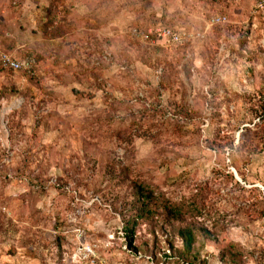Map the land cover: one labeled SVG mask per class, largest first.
I'll return each instance as SVG.
<instances>
[{
	"label": "rangeland",
	"instance_id": "1",
	"mask_svg": "<svg viewBox=\"0 0 264 264\" xmlns=\"http://www.w3.org/2000/svg\"><path fill=\"white\" fill-rule=\"evenodd\" d=\"M0 53L35 61L0 71V264H264V0H0Z\"/></svg>",
	"mask_w": 264,
	"mask_h": 264
},
{
	"label": "trees",
	"instance_id": "2",
	"mask_svg": "<svg viewBox=\"0 0 264 264\" xmlns=\"http://www.w3.org/2000/svg\"><path fill=\"white\" fill-rule=\"evenodd\" d=\"M138 200L141 203V206L139 208V212L136 216V219H148V216L151 214V210L149 208H151L156 201L153 192L150 190H146L144 187H140L138 192ZM172 213L176 217H179L181 215L179 210H172ZM131 222L127 223L126 233L128 235H131L134 230V225L131 226ZM133 224H135V222H133ZM178 237L181 238L184 248L183 251L178 250L179 254L194 258L195 245L198 241L197 233L192 228H183L179 230ZM203 237L205 241L209 239L206 235Z\"/></svg>",
	"mask_w": 264,
	"mask_h": 264
},
{
	"label": "built area",
	"instance_id": "3",
	"mask_svg": "<svg viewBox=\"0 0 264 264\" xmlns=\"http://www.w3.org/2000/svg\"><path fill=\"white\" fill-rule=\"evenodd\" d=\"M224 21L225 18H217L214 20L217 24H221ZM161 36L170 39L175 44L183 42L181 34H176L172 30H162ZM145 39L148 40L150 37L146 36ZM34 68V60L20 61L10 54L0 53V71H12L15 73L26 71L29 74H32Z\"/></svg>",
	"mask_w": 264,
	"mask_h": 264
}]
</instances>
